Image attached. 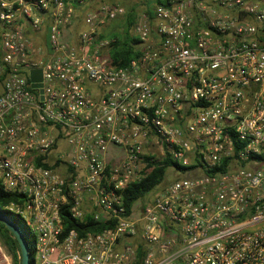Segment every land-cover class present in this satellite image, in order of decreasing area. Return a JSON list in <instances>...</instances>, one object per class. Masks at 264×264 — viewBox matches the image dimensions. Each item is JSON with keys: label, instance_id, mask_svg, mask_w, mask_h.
<instances>
[{"label": "built area", "instance_id": "built-area-1", "mask_svg": "<svg viewBox=\"0 0 264 264\" xmlns=\"http://www.w3.org/2000/svg\"><path fill=\"white\" fill-rule=\"evenodd\" d=\"M124 13L0 0L3 209L32 264H264V0H167L119 66L106 29ZM165 160L184 171L128 210Z\"/></svg>", "mask_w": 264, "mask_h": 264}, {"label": "trees", "instance_id": "trees-1", "mask_svg": "<svg viewBox=\"0 0 264 264\" xmlns=\"http://www.w3.org/2000/svg\"><path fill=\"white\" fill-rule=\"evenodd\" d=\"M166 1L167 0H146L147 8L145 9V11L148 13V15L152 16L154 6L156 7L157 5H164L166 4ZM125 23L126 25L124 29L128 30L134 23V15L132 13H127ZM125 36L120 38L115 34L116 40L113 43L110 52L112 60L115 61V63L119 66L124 65L129 59L136 56L137 54L134 49L136 40L134 38L128 39ZM171 164L173 163L169 160H165L163 165H158L154 167L143 180L130 184L125 188L124 200L125 206L128 210H131L140 203L147 201L145 200L146 196L152 190H154L161 182L164 181L166 168ZM173 165L176 168H179L181 171H184L183 168L175 164ZM15 197L16 194L6 192L0 184V211L7 215L15 223H17V225L22 230L24 239L28 246L30 264H32L34 242L33 236L27 229L24 222L19 217L3 209V205L12 199H15ZM0 240L3 242V244L7 247L8 251L12 255V264H20L21 259L18 243L6 228H4V231L0 233Z\"/></svg>", "mask_w": 264, "mask_h": 264}, {"label": "rangeland", "instance_id": "rangeland-1", "mask_svg": "<svg viewBox=\"0 0 264 264\" xmlns=\"http://www.w3.org/2000/svg\"><path fill=\"white\" fill-rule=\"evenodd\" d=\"M100 1L108 2V3H119L125 9V13L121 17H118L112 20L111 22H109L107 29H106L107 36H113L114 38H116L115 37V34H116V36H119L120 38H122L125 35H126L125 37H127L128 39L134 38L132 26L135 23L139 14L145 11V9L147 8L146 0H100ZM154 9H155V6L153 10ZM127 13H132L134 15V23L131 25V27L128 30H125L124 28L126 25L125 20H126ZM173 178H174V169L171 167H167L165 171L164 180L167 181ZM148 198H149V194L146 196L145 200H148ZM4 228H5L4 224L0 221V233L4 231ZM0 242L3 243L1 240Z\"/></svg>", "mask_w": 264, "mask_h": 264}, {"label": "water", "instance_id": "water-1", "mask_svg": "<svg viewBox=\"0 0 264 264\" xmlns=\"http://www.w3.org/2000/svg\"><path fill=\"white\" fill-rule=\"evenodd\" d=\"M32 87H38L40 86L39 83H37L38 80H40V71L39 70H32L30 74ZM0 221L4 224L5 228L12 234V236L16 239L19 250H20V264H30L29 259V253H28V246L24 239V235L22 233V230L20 227L15 223L13 220H11L7 215L2 213L0 211Z\"/></svg>", "mask_w": 264, "mask_h": 264}, {"label": "crops", "instance_id": "crops-1", "mask_svg": "<svg viewBox=\"0 0 264 264\" xmlns=\"http://www.w3.org/2000/svg\"><path fill=\"white\" fill-rule=\"evenodd\" d=\"M79 14H80V12H79V11H78V12H76V16H77V17H78V16H80ZM77 17H76V19H78ZM79 18H80V17H79Z\"/></svg>", "mask_w": 264, "mask_h": 264}]
</instances>
